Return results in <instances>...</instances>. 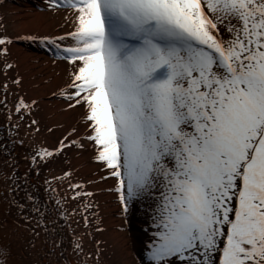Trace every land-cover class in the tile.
Listing matches in <instances>:
<instances>
[{"label": "snow or ice", "instance_id": "6c2138e0", "mask_svg": "<svg viewBox=\"0 0 264 264\" xmlns=\"http://www.w3.org/2000/svg\"><path fill=\"white\" fill-rule=\"evenodd\" d=\"M48 10L63 11L69 29L13 36L0 17V108L14 97L8 135L0 137L11 170L5 202L27 226L31 248L43 235L48 254L72 264L63 237L55 238L63 207L42 204L18 182L13 148L24 142L12 129L28 121L41 132L40 101L13 91L24 83L12 53L18 41L65 67L50 99L79 111L83 128L73 126L51 148L33 145L24 154L25 184L28 171L38 174L66 150L91 151L101 175L88 183L109 185L103 191L115 197L125 225L118 231L139 216L134 264H264V0H48ZM72 177H57L68 182L71 200L98 195ZM92 215L96 221L83 216L85 228L95 223L102 234V218ZM84 235L96 245L91 256ZM103 243L92 231L73 236L76 264H102ZM11 261V248L0 245V264Z\"/></svg>", "mask_w": 264, "mask_h": 264}, {"label": "bare ground", "instance_id": "6f19581e", "mask_svg": "<svg viewBox=\"0 0 264 264\" xmlns=\"http://www.w3.org/2000/svg\"><path fill=\"white\" fill-rule=\"evenodd\" d=\"M0 17L7 25L9 35L13 36L23 32H38L42 35L56 34L58 31L61 33L67 31L70 27L63 11L53 15L48 10V0H0ZM62 25L64 27H61ZM12 53L13 59L19 64V71L24 80L23 88L17 89L13 85V91H19L21 95L27 93V99L40 101L39 111L35 113V117L40 121L41 132L34 134L28 127V121L23 122V127L12 129L13 132L18 131L17 138L24 142L23 147L13 148L16 161L19 164L18 182L22 186L28 187L29 191H33L42 204L47 202L50 206L63 207L64 216L60 218V223L64 225V229L55 238L63 237L64 247L67 249L65 256L72 264H76L79 259L71 254L73 236L80 239L82 233L89 231H92L95 240L104 241L101 247L106 249L110 257L116 255L115 257L121 258L122 261L125 260L127 252L131 249V243L136 241L137 233L141 229V225L138 223L139 216L134 212L135 219L127 225L128 232L118 231L125 225L119 218L120 207L115 197L103 191L109 185L104 181L95 185L88 183L90 180H99L101 175L92 160L91 151L66 150L65 154L55 162L39 169L38 174L37 171H28V182L25 184L24 176L30 162L25 161L24 154L31 151L33 145H45L51 148L73 126L80 128L81 133L83 128L77 123L81 115L79 111H63L62 109L67 107L66 104L56 99H50L51 93L65 81L67 75L65 67L63 65L54 67L52 61L44 56L38 48L23 41L17 42ZM34 61H38V63ZM14 75L15 73H13ZM45 80L50 83H44ZM2 82L3 77L0 76V83ZM2 96L3 94L0 93V97ZM13 100L14 97L9 96L8 109L0 108V137L8 135L5 130L7 128L6 115L12 108ZM49 127L53 129L52 133L47 131ZM2 142L7 141H0V143ZM6 159V156L0 154V193L3 194L0 195V245H7L11 248L12 261L10 264H35L36 261L46 262V264H63L64 258L60 257L58 251L54 256L48 254V245L44 243L43 235L36 240V247L32 249L28 244L31 237L27 232V226L23 221L16 220L17 210L14 207L8 209L5 202L7 185L4 182V173L10 174L11 170L4 164ZM65 171H72L71 179L86 184L88 190L98 193L91 199L79 198L81 201L85 199L86 204H91L87 211H84L83 201L78 204L77 201L71 200L72 189L68 182L57 179V177H62ZM46 180L47 184H45ZM33 186L35 187L33 188ZM46 188L48 189L47 193L45 192ZM23 196L24 193L21 191L16 198L24 203ZM53 199L60 200L61 205H53ZM6 212L10 214L5 215ZM92 213H98L102 218V227L106 229L102 234L94 231L95 223L90 228L84 226L83 216L85 215L90 221H96V217ZM25 215L28 213L25 212ZM82 243L86 253L90 256L95 253L96 245L92 238L84 235ZM110 257L109 260L106 259L109 262L111 261Z\"/></svg>", "mask_w": 264, "mask_h": 264}, {"label": "rangeland", "instance_id": "374dc122", "mask_svg": "<svg viewBox=\"0 0 264 264\" xmlns=\"http://www.w3.org/2000/svg\"><path fill=\"white\" fill-rule=\"evenodd\" d=\"M83 204H86L85 199H82ZM135 219V215L133 214V216L130 218V221L133 222V220ZM131 222V223H132ZM132 241V240H131ZM130 251L127 252V258L125 260L122 261L121 258H117V257H110V254L106 252V249L104 251L102 258V264H134V260H133V255L131 253H134L136 250V243L133 241L131 243V247H130ZM109 254V255H108ZM113 254H116L115 252H113ZM111 258V261H107L109 260L108 258ZM107 259V260H106Z\"/></svg>", "mask_w": 264, "mask_h": 264}]
</instances>
